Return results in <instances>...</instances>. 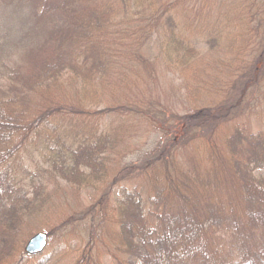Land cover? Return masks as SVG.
<instances>
[{"label": "trees", "instance_id": "obj_1", "mask_svg": "<svg viewBox=\"0 0 264 264\" xmlns=\"http://www.w3.org/2000/svg\"><path fill=\"white\" fill-rule=\"evenodd\" d=\"M15 4L26 10L19 52L0 62V264L44 254L24 252L37 233L55 244L36 264L70 250L75 264H102L110 249L113 264H264V128L225 119L264 82V0ZM154 35L165 70L208 101L170 115L182 123L176 143L123 168L143 125L168 124L143 111L159 105L144 55ZM67 87L78 111L58 105ZM236 87L245 93L231 103ZM30 147L48 178L23 184L13 165ZM53 180L88 192L90 206L57 213Z\"/></svg>", "mask_w": 264, "mask_h": 264}, {"label": "rangeland", "instance_id": "obj_2", "mask_svg": "<svg viewBox=\"0 0 264 264\" xmlns=\"http://www.w3.org/2000/svg\"><path fill=\"white\" fill-rule=\"evenodd\" d=\"M8 1H12L13 4L10 5L4 2V0H0V62H12L18 54V43H20L22 39V36H19V30L24 26L21 18L26 12V10H21L17 7V4H15L17 0ZM159 45L158 38L154 35L144 49V55L154 64V80L150 83L148 101H155V103L159 102V105L155 107L156 113H154L153 105L152 108H145L143 111L150 113L155 118H159V120H161L162 117H167L168 124H166L164 128L166 131L164 129L162 130V127L160 125L158 126V124L155 127L143 125L138 136L132 141L135 146V151L122 161L123 168H127L131 164L136 163L142 158L141 156L152 151L157 145L166 143V138H170L169 143H176L175 141L182 136V123L178 120L170 119V115L181 117L186 114H191V112L200 108V102L206 101L207 103L208 101L204 99V96L200 97L199 93L193 92L190 88H186L187 84L191 87V81L185 80L183 77L172 75L165 70L162 60H160ZM225 77L226 72H223L222 78ZM240 89H238V87L235 88V92L239 93V95L234 97L236 94L234 93L230 98L231 103H233L237 97L241 96V93H245L244 90ZM73 93L74 90L67 87V98L63 96V98L60 99L61 103L58 105L63 107L65 111L73 106L74 111H78L75 102L73 103L74 105L71 103L73 101L70 98ZM74 101H76V99ZM215 102L218 103V101ZM237 106V112L235 111L225 116V119L229 120L230 123L244 125L253 132L262 130L264 128V82L261 88L251 91ZM221 114L223 115L224 113L220 111L214 116ZM71 116H75V113L73 112ZM149 117L152 119V116ZM109 119L115 120V117L109 115ZM54 122H57V120ZM49 127L50 125H48V128ZM21 156V160H18L16 168L15 165H13V173L17 174L15 177L20 183L26 184L28 180L31 179V175L34 176L33 180L48 178L47 165L43 163L40 149L36 151L30 147ZM49 190L51 194H53L52 199L54 203L57 205V213H60L62 216H76L81 209L90 206L91 196L88 195V192H79L63 182H56L53 180ZM80 205H83V207ZM70 241H72V239L64 241L66 247ZM50 243L51 240L48 239L45 253L50 252ZM54 244L55 242L51 243L52 246H54ZM68 247L66 249H68ZM44 254L36 258H25L21 264H36ZM100 257L102 264H113L114 261L120 260V257L114 253L112 249L106 252L103 251ZM77 258L78 254H73L70 250L66 254L61 255L58 259L60 261L57 262V264H75Z\"/></svg>", "mask_w": 264, "mask_h": 264}, {"label": "water", "instance_id": "obj_3", "mask_svg": "<svg viewBox=\"0 0 264 264\" xmlns=\"http://www.w3.org/2000/svg\"><path fill=\"white\" fill-rule=\"evenodd\" d=\"M47 247V236L44 233H37L32 236L24 247L28 256H36L44 252Z\"/></svg>", "mask_w": 264, "mask_h": 264}]
</instances>
